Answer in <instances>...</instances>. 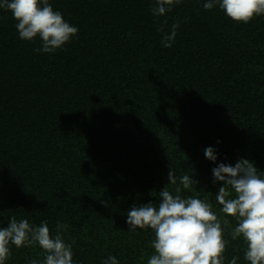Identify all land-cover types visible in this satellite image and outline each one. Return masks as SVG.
<instances>
[{"label": "trees", "instance_id": "1", "mask_svg": "<svg viewBox=\"0 0 264 264\" xmlns=\"http://www.w3.org/2000/svg\"><path fill=\"white\" fill-rule=\"evenodd\" d=\"M205 2L157 17L154 0H49L79 29L53 53L35 51L39 36L21 40L0 8V227L12 216L46 220L53 234L67 224L74 264H147L154 232L130 231L127 213L158 204L171 169L192 175L182 195L207 198L218 216L213 168L244 158L264 173V15L237 23ZM177 18L165 48L158 29L170 34ZM224 238L223 264H249L243 238ZM33 258L38 245H11L6 264Z\"/></svg>", "mask_w": 264, "mask_h": 264}, {"label": "clouds", "instance_id": "2", "mask_svg": "<svg viewBox=\"0 0 264 264\" xmlns=\"http://www.w3.org/2000/svg\"><path fill=\"white\" fill-rule=\"evenodd\" d=\"M182 0H154L151 12L154 16L171 13ZM219 5L226 15L237 23H248L256 16L264 15V0H207L205 10ZM0 8L10 10L17 21L16 29L21 40L32 41L37 36L42 46L36 52L53 53L68 43L79 29L66 22L62 13L55 11L49 0H0ZM167 24V21L164 22ZM181 21L172 24L170 34L163 26L162 43L172 47ZM210 161L217 160L213 147L205 149ZM215 181L223 182L215 195L222 206L218 216L207 198L182 195L198 181L192 175L177 177L173 169L168 174L169 183L159 192L160 202L133 206L127 213L130 231L151 229L154 254L147 264H223L224 252L229 243L224 238L228 229L232 240L242 237L245 242L244 259L249 264H264V173L255 164L241 158L232 166L220 163L212 169ZM169 185L174 186L170 190ZM211 194V193H210ZM227 217L236 220L232 226ZM69 226L57 222L55 234L50 232L48 222L39 226L28 219L18 220L12 216L8 227H0V264H6L11 256V245L16 248L39 246L43 259H31L29 264H74L73 244L66 243L64 232ZM234 256L230 264H237ZM103 264H119L115 256H109Z\"/></svg>", "mask_w": 264, "mask_h": 264}]
</instances>
